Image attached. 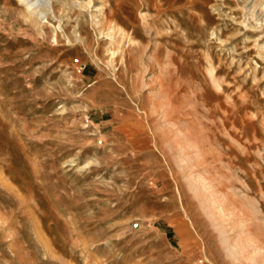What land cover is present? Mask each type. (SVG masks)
<instances>
[{
    "label": "rangeland",
    "instance_id": "1",
    "mask_svg": "<svg viewBox=\"0 0 264 264\" xmlns=\"http://www.w3.org/2000/svg\"><path fill=\"white\" fill-rule=\"evenodd\" d=\"M46 1L0 0V264H264L259 6Z\"/></svg>",
    "mask_w": 264,
    "mask_h": 264
},
{
    "label": "bare ground",
    "instance_id": "2",
    "mask_svg": "<svg viewBox=\"0 0 264 264\" xmlns=\"http://www.w3.org/2000/svg\"><path fill=\"white\" fill-rule=\"evenodd\" d=\"M244 1H245V6H244L243 9H247L248 6L253 2L254 4L251 7H249V9H247L248 12L254 13L255 8L258 5L259 8H260V13H259L258 18L260 17V15H263L264 14V0H244ZM21 2L24 3L26 5V7L28 9H30L31 12L33 10H35L36 8H38V7H44V9L47 8L48 10H51L53 12L52 5H50L48 3V1H46V0H42L41 3H43V4H40L39 3L38 6L36 5V7H33L35 4L31 3L29 0H21ZM91 3H92V1L91 2H88L85 5H79V6H80V8L87 9L91 5ZM96 11L98 12V15L96 17L103 16V14H104V6L101 5L100 7L97 8ZM43 13H45L43 9L42 10H39V12H38V14H43ZM261 21L264 22V20H261ZM33 23L36 25L38 22H35L34 21ZM256 25L258 26L259 29L262 26V23L259 21V19L257 20ZM114 31H116L117 34H118V37H119L118 41H119V43H122L128 37L126 31L122 27H116V29H115V25H112V27H110L108 29V36L111 37L112 34L114 33ZM80 39L81 38L79 36L76 37V40H80ZM113 54L115 55V53H113Z\"/></svg>",
    "mask_w": 264,
    "mask_h": 264
}]
</instances>
